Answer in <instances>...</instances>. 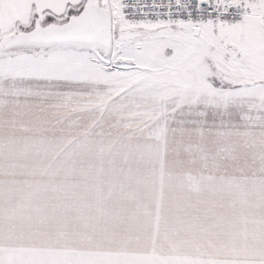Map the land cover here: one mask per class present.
Here are the masks:
<instances>
[{
    "label": "snow or ice",
    "instance_id": "6c2138e0",
    "mask_svg": "<svg viewBox=\"0 0 264 264\" xmlns=\"http://www.w3.org/2000/svg\"><path fill=\"white\" fill-rule=\"evenodd\" d=\"M0 264H264V0H0Z\"/></svg>",
    "mask_w": 264,
    "mask_h": 264
}]
</instances>
